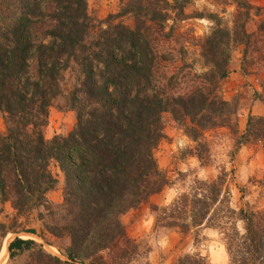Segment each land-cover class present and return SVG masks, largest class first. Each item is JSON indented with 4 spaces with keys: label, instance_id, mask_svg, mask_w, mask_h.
<instances>
[{
    "label": "trees",
    "instance_id": "1",
    "mask_svg": "<svg viewBox=\"0 0 264 264\" xmlns=\"http://www.w3.org/2000/svg\"><path fill=\"white\" fill-rule=\"evenodd\" d=\"M184 2L120 0L116 16L131 15L132 25L110 19L89 38L94 26L86 0H0V110L6 126L0 135V197L11 196L18 212L43 206L38 216L45 230L69 238L68 261L130 264L137 254L139 243L126 235L120 216L168 185L152 155L162 136L163 113L193 141L218 127L236 131L232 105L217 92L227 74L231 34L226 28L215 23L201 43L207 70L197 74L185 64L183 82L160 70L166 68L160 62L172 58L158 51V44L178 30ZM233 2L249 15L250 4ZM169 19L175 24H165ZM70 62L82 73L69 96L76 124L67 135L45 140L41 127ZM246 134L264 139V117L249 116ZM51 160L64 176L63 201L56 206L46 200L56 182L48 169ZM225 175L223 170L199 181L192 196L182 193L169 205H154L155 226L186 234L206 223L223 233L229 264H258L264 213L262 228L253 230V214L248 218L229 205ZM237 219L245 221L244 232L236 228ZM7 251L9 258L30 251L38 264H62L32 239L17 236ZM177 264L210 263L193 253Z\"/></svg>",
    "mask_w": 264,
    "mask_h": 264
},
{
    "label": "rangeland",
    "instance_id": "2",
    "mask_svg": "<svg viewBox=\"0 0 264 264\" xmlns=\"http://www.w3.org/2000/svg\"><path fill=\"white\" fill-rule=\"evenodd\" d=\"M245 2L251 6L248 16L233 0H185L184 19L176 22L178 30L171 32L166 42L158 44V51L172 58L161 61L160 65L166 68L160 70L166 75L176 73L183 82L180 78L186 74L185 64L197 74L207 70L203 65L201 43L215 23L229 31L227 74L217 92L232 105L236 131L218 127L207 130L203 137L193 141L169 112L162 114V136L152 149V155L157 167L168 178V185L151 196L146 204L120 216L126 235L139 243L130 264H177L181 256L193 253L205 257L210 264H229L223 233L218 228L203 223L183 234L175 228H164L160 223L156 227L152 209L154 205L171 204L182 193L192 196L199 181L212 180L223 170L229 205L236 212L242 209L248 218L253 214L250 221L253 230L262 228L259 223L264 213V139L245 136L249 116L264 117V0ZM119 10L120 0H86V11L94 26L89 38L110 19L132 25L131 15L116 16ZM173 23L172 19L165 22L168 26ZM31 69L34 70L33 64ZM81 79L80 67L75 62H70L61 72L60 93L51 101L46 122L41 127L45 140L67 135L75 127L76 113L69 96ZM5 129L4 114L0 110V135ZM48 169L56 182L47 191L46 200L51 205H60L64 176L54 160L49 162ZM40 212H45L43 206L18 212L11 196L4 200L0 197V264H38L30 251L9 258L7 245L17 236L34 240L44 251L58 257L62 264H76L64 256L69 238H57L48 233L38 216ZM235 224L240 232L245 231V221L237 219ZM262 254L258 264H264V250Z\"/></svg>",
    "mask_w": 264,
    "mask_h": 264
}]
</instances>
